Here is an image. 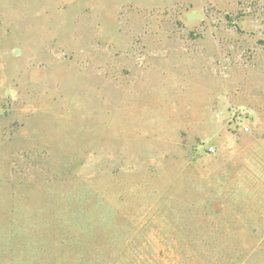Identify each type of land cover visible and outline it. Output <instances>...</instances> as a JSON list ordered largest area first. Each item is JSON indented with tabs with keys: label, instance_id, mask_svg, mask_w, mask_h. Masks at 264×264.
<instances>
[{
	"label": "rangeland",
	"instance_id": "obj_1",
	"mask_svg": "<svg viewBox=\"0 0 264 264\" xmlns=\"http://www.w3.org/2000/svg\"><path fill=\"white\" fill-rule=\"evenodd\" d=\"M0 264H264V0H0Z\"/></svg>",
	"mask_w": 264,
	"mask_h": 264
},
{
	"label": "built area",
	"instance_id": "obj_2",
	"mask_svg": "<svg viewBox=\"0 0 264 264\" xmlns=\"http://www.w3.org/2000/svg\"><path fill=\"white\" fill-rule=\"evenodd\" d=\"M243 130L247 131V130H248V128H247V127H244V129H243Z\"/></svg>",
	"mask_w": 264,
	"mask_h": 264
}]
</instances>
